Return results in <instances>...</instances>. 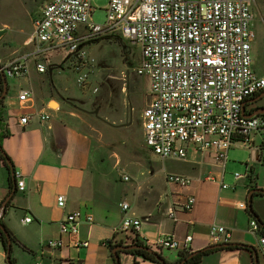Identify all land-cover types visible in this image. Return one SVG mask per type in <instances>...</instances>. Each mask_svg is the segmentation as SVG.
<instances>
[{"label": "crops", "instance_id": "obj_1", "mask_svg": "<svg viewBox=\"0 0 264 264\" xmlns=\"http://www.w3.org/2000/svg\"><path fill=\"white\" fill-rule=\"evenodd\" d=\"M38 1L37 16L27 15L25 9V26L24 31L21 30L24 38L14 31L7 33L10 27L5 23L0 24V64L32 51L34 22L40 18L42 7L49 0ZM252 12L255 32L252 43L253 71L262 77L264 3L255 0ZM65 62L72 64L68 55ZM42 75L30 62V74L26 79L31 83L32 79ZM3 76H0V94L4 88ZM7 88L1 116L9 135L3 139L2 148L25 183L23 192L17 190L16 183V192L2 219L3 225L16 239L11 254L16 264H116L113 251L118 246H124L126 239V235L120 231L124 217L119 207L121 202L130 204L129 216L142 221L135 239L163 261L156 256L152 261L138 254L120 252V264H181L187 259L185 264H255L252 248L257 250L260 264L264 257V247L259 241L260 236H264V195L253 194V212L248 208L240 209L238 204H247L251 191L264 190V129L253 132L248 142H239L248 148L249 156L245 162L246 173L238 179L236 175H228V160L224 168L215 160L212 152H190L180 172H167L164 169L166 173L189 177L192 183L188 187L167 182L166 173L160 176L152 170V177H146L145 164L136 163L139 174L137 184L129 192L116 189L111 176L113 172L118 173L120 168L121 173H125L132 162L121 164L113 156L102 158L99 141H95L80 126L82 118L74 110L72 99L55 98L53 95L41 100L34 97L33 102L21 105L17 96L24 88L10 91L8 84ZM243 109L246 118L260 117L264 121V114H261L264 111V90L246 99L242 104ZM38 113L49 114L50 121H40L35 116ZM25 115L34 116L28 125L22 126L20 118ZM95 151L99 155L94 164ZM7 167L8 164L6 166L0 158V208L13 192L10 190L11 169ZM124 176L129 177L125 174L119 177L123 180ZM11 177L13 179L12 174ZM157 182H160V187ZM223 185L227 188H223ZM60 195L66 197L64 209L57 205ZM189 195L196 198L193 210H180L176 213L177 221L170 219L168 212L171 207L178 209V204L183 203ZM76 211L92 215L93 223H80L76 237L63 234L62 222L68 214ZM28 217L32 221L25 223ZM251 219H255L259 225L258 234L249 232ZM213 225L229 229L232 233L230 244L240 245V249L227 247L207 250L215 245L210 237ZM165 235L173 236L181 246L188 236H192L193 241L187 250L153 248L152 243ZM52 240H60L61 247L48 248L47 243ZM77 241L88 242V246L77 247ZM200 252L204 253L201 255ZM199 253L201 256L197 257ZM0 264H8L1 235Z\"/></svg>", "mask_w": 264, "mask_h": 264}, {"label": "built area", "instance_id": "obj_2", "mask_svg": "<svg viewBox=\"0 0 264 264\" xmlns=\"http://www.w3.org/2000/svg\"><path fill=\"white\" fill-rule=\"evenodd\" d=\"M254 2L109 0L106 20L99 25L92 20L93 0H49L34 22L32 51L0 64V76L27 78L30 62L38 73L45 74L47 68L40 62V55L64 50L72 60L77 86L85 89L90 85L96 62L85 45L103 37H120L140 47L136 73L149 79L150 102L142 113L145 148L162 161L186 162L190 152H212L225 168L233 144L246 143L253 132L264 129L262 118H246L242 113L243 102L264 90V76L253 71ZM92 92L96 94L98 88ZM17 98L21 105H28L33 102L34 93L22 89ZM33 116L21 117L20 124L28 125ZM35 116L44 122L51 119L46 113ZM15 178L17 190L23 192L21 175L15 172ZM123 180L127 182L129 177L124 176ZM166 180L181 187L192 183L189 177L170 173H166ZM195 204L196 198L189 195L178 209L171 207L168 217L177 221L178 211L191 212ZM57 205L65 208L64 195L58 196ZM119 207L124 213L120 226L126 235L123 245L136 244L135 235L142 221L129 216L128 202H121ZM238 207L248 208L246 203ZM31 221L29 217L24 220ZM93 221L92 215L73 212L65 217L61 232L76 237L80 223ZM259 230L257 221L251 219L249 232L258 234ZM210 237L215 245L230 244L232 233L213 225ZM192 241L193 237L188 236L181 246L173 236L165 235L152 246L156 250L179 251L187 250ZM259 241L264 247V236ZM75 245L87 247L88 242L77 241ZM47 247L59 248L61 241H49Z\"/></svg>", "mask_w": 264, "mask_h": 264}, {"label": "rangeland", "instance_id": "obj_3", "mask_svg": "<svg viewBox=\"0 0 264 264\" xmlns=\"http://www.w3.org/2000/svg\"><path fill=\"white\" fill-rule=\"evenodd\" d=\"M108 1L93 0L94 23L104 24ZM25 9L27 15L37 16L39 1L0 0V24L5 23L10 27L7 33L14 31L24 38L21 30L24 31L25 26ZM85 50L96 61L88 88L81 89L77 86L73 65L70 62L63 63L68 53L58 50L40 55V62L46 66L47 73L32 79L31 83L26 78H7L10 91L20 88L31 89L34 91L36 100L46 99L52 95L55 98L72 99L75 104L74 110L82 118L80 126L84 127L95 141H99L102 158L113 156L114 159L118 158L121 164L132 162L125 173H121V168L118 171L119 176L128 175L130 181L121 180L118 173L113 172L111 177L116 189L131 192L136 186V177L139 175L136 163L145 164L146 177L150 178L152 170L160 176L166 173L164 169L167 172H180L185 167V163L162 161L145 148L142 113L150 102V96L149 79L138 76L136 73L141 58L140 47L115 36L93 40L85 45ZM127 73L133 74L138 81L137 93L131 97L128 96V99ZM94 88H98L96 94L92 92ZM242 145L237 141L229 151L227 173L230 176L246 173L245 162L249 156V150ZM98 155L95 151L94 164ZM157 185L160 187V182H157ZM128 198L132 201L131 197ZM260 264H264V257Z\"/></svg>", "mask_w": 264, "mask_h": 264}, {"label": "water", "instance_id": "obj_4", "mask_svg": "<svg viewBox=\"0 0 264 264\" xmlns=\"http://www.w3.org/2000/svg\"><path fill=\"white\" fill-rule=\"evenodd\" d=\"M3 80H4V88L1 91L0 100H4L5 97L7 96V93H8L7 82H6V77L5 76H3ZM127 99H128V97H127ZM242 112L244 113V109H243ZM261 114H264V111H263V113L261 112ZM6 162H7L8 166H9V168L11 169V171H13L14 169H13L11 161L7 160ZM15 192H16V182L14 181L13 192L11 193L9 198L3 203V205L0 208V231H1V234L4 235V237L7 239L6 254H7V261L10 262V263H11V254H12L13 242H12L10 233L8 232L7 228L2 223V219H3V217L6 214L7 205L9 203V201L11 200V198L14 196ZM254 193H260V194L264 195V190L255 189V190L251 191V193H250V195L248 197V200H247V206H248V210L250 212H253V209H252V197H253ZM135 238H136V235H135ZM230 246H240V245H237V244H219V245L211 246L207 250L227 248V247H230ZM134 250L147 251V252L155 255L160 261H163L160 257L157 256V254H154V252L151 249L146 248V247H144L142 245L133 244V245H129V246H118V247H116L114 249L113 254L115 256L116 263L120 264V258H119V253L120 252H128V251H134ZM252 250L254 252L255 264H258V252L254 248H252ZM195 255H196V253L193 254L192 256H190V258L194 257ZM187 261H188V259L185 260L181 264H185V263H187Z\"/></svg>", "mask_w": 264, "mask_h": 264}, {"label": "trees", "instance_id": "obj_5", "mask_svg": "<svg viewBox=\"0 0 264 264\" xmlns=\"http://www.w3.org/2000/svg\"><path fill=\"white\" fill-rule=\"evenodd\" d=\"M126 84H127V97L128 96L131 97L133 94H136L137 93V90H138V87H137L138 81H137V78H135L133 76V74L127 73V76H126ZM2 107H3V100H0V158L3 160V162L7 166L6 161L7 160H10V158L7 156V154L5 153V151L2 148V141H3V139L5 137H7L9 135V133L7 132V130L5 129V127L3 126V120H2V116H1ZM7 168L9 169V167H7ZM11 174L13 176V179L11 177ZM13 181L16 182L15 170H13V171L10 170V190L11 191H13V188H14ZM0 235H1V239H2V242H3L4 248H5V250H7V239L4 237V235L1 234V231H0ZM10 235H11L12 242L15 243L16 242V239L12 236L11 233H10ZM136 244L142 245V244H139L138 240H136ZM142 246H144V245H142ZM243 248H245V249L248 250V247L247 246H244ZM228 249H240V246H230V247H228ZM128 253L138 254V255H140V256L144 257L145 259H148V260H152V261L155 260V255H153V254H151V253H149L147 251H144V250L128 251ZM200 253L202 255L204 252H200ZM200 253L197 255V257H200L201 256ZM8 264H16L15 259L14 258H11V263L8 262Z\"/></svg>", "mask_w": 264, "mask_h": 264}]
</instances>
